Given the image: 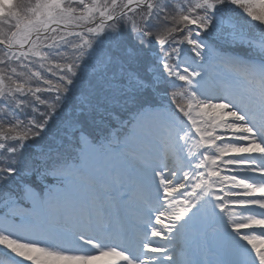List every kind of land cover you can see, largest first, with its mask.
Instances as JSON below:
<instances>
[{
  "label": "snow or ice",
  "instance_id": "6c2138e0",
  "mask_svg": "<svg viewBox=\"0 0 264 264\" xmlns=\"http://www.w3.org/2000/svg\"><path fill=\"white\" fill-rule=\"evenodd\" d=\"M0 251L264 264V0H0Z\"/></svg>",
  "mask_w": 264,
  "mask_h": 264
},
{
  "label": "rangeland",
  "instance_id": "374dc122",
  "mask_svg": "<svg viewBox=\"0 0 264 264\" xmlns=\"http://www.w3.org/2000/svg\"><path fill=\"white\" fill-rule=\"evenodd\" d=\"M229 15L235 16L237 18V21L240 25H242L245 30H251L253 34H255L258 31V28L256 26V22H251L249 20L243 19L239 17L238 13H229ZM72 55V52L69 51V56ZM20 69H18L19 71ZM6 257L3 255V252L0 251V264H5L6 263Z\"/></svg>",
  "mask_w": 264,
  "mask_h": 264
},
{
  "label": "trees",
  "instance_id": "16d2710c",
  "mask_svg": "<svg viewBox=\"0 0 264 264\" xmlns=\"http://www.w3.org/2000/svg\"><path fill=\"white\" fill-rule=\"evenodd\" d=\"M237 50L240 51V52H242V53L247 54L246 50H244V49H237Z\"/></svg>",
  "mask_w": 264,
  "mask_h": 264
},
{
  "label": "bare ground",
  "instance_id": "6f19581e",
  "mask_svg": "<svg viewBox=\"0 0 264 264\" xmlns=\"http://www.w3.org/2000/svg\"><path fill=\"white\" fill-rule=\"evenodd\" d=\"M5 264H7V261H6V263ZM95 264H100V262H95Z\"/></svg>",
  "mask_w": 264,
  "mask_h": 264
}]
</instances>
